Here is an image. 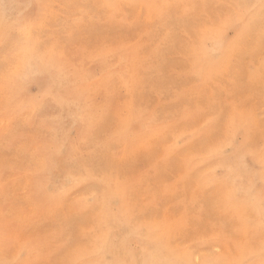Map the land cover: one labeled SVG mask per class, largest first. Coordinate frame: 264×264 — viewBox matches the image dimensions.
Returning a JSON list of instances; mask_svg holds the SVG:
<instances>
[{"label": "rangeland", "instance_id": "374dc122", "mask_svg": "<svg viewBox=\"0 0 264 264\" xmlns=\"http://www.w3.org/2000/svg\"><path fill=\"white\" fill-rule=\"evenodd\" d=\"M248 2L0 0V63L7 44L15 49L14 70L32 77L26 71L32 60L28 42L32 48L43 45L55 60L33 77L27 97L0 88V261L81 264L86 256L94 258L89 254L107 231L130 226L139 232L128 251L100 258H142L156 247L157 224L183 216L198 220L202 206L225 194L203 182L208 170L200 171L203 146L193 133L207 128L227 137L233 120L251 116L252 147L234 164L254 192L241 208L253 222V238L222 256L234 264H261L264 35L258 24L241 30L242 17L234 10L218 26L226 50L217 54V32L188 36L182 26L179 31L173 27L183 17L208 15L213 10L205 4ZM23 23L31 25L30 32ZM186 41L198 48L189 49ZM61 98L70 104L63 105ZM220 99L223 111L212 104ZM74 145L107 177L113 193L107 203L73 207L80 197L65 191V185L80 173L64 167L70 152L63 157L52 153ZM226 223L231 226L230 217Z\"/></svg>", "mask_w": 264, "mask_h": 264}, {"label": "snow or ice", "instance_id": "6c2138e0", "mask_svg": "<svg viewBox=\"0 0 264 264\" xmlns=\"http://www.w3.org/2000/svg\"><path fill=\"white\" fill-rule=\"evenodd\" d=\"M151 8L152 5H146ZM5 9L7 5L3 6ZM79 7V5H71ZM204 8L213 10L206 16L183 17L173 27H183L186 35L192 33L206 34L217 32L214 51L217 54H224L226 42L223 37L222 25L225 19L233 17L234 10H238L242 17L239 28L247 31L259 25L261 34L264 35V0L248 3L229 4H205ZM23 29L30 32L31 25L23 23ZM189 49H196L198 45L186 41ZM28 47L32 51V60L25 73L15 71V49L5 45V52L0 63V88H4L18 97H27L33 77L44 73V66H54L55 60L43 52V45L32 48L30 42ZM37 109L40 108L39 99L34 101ZM212 104L219 111L224 110L223 99L213 100ZM238 109V106H237ZM253 120L251 116L245 118L240 116L233 120L227 137L217 134H210L207 128H201L193 133L203 146V154L198 163L202 165L200 171L207 169L203 182L210 186L224 190V195L218 196L201 208L198 220L189 216H183L173 222L159 223L154 228L157 244L151 250H145L140 259H113L105 261L100 257L107 253H115L122 256L128 251L131 240L137 235L139 229H110L97 241L95 248L81 264H234L233 261L225 259L222 252L225 249L240 250L244 248L253 238V222L246 216L241 208L247 205L254 196L252 188L245 183L239 170L235 167V160L242 153H246L251 147V130ZM264 129V120L261 121ZM260 148L264 151V142ZM70 152V158L64 162L67 169H75L80 173V178L69 179L65 185V191L71 189L74 196L80 197L73 201L74 208L99 205L108 202L109 182L106 176H101L95 167L89 163L83 154L80 146L74 145L71 150L65 146L59 152L52 155L63 157ZM45 163L51 166L49 156H45ZM57 167L60 160L56 161ZM95 177L93 181L92 178ZM84 182V188H77L76 185ZM81 192L86 193L81 196ZM130 215H134L130 210ZM231 218V226L226 223V218ZM75 242L74 237L70 238ZM259 253L262 257L261 264H264V193L259 203ZM0 264L5 262L0 261ZM240 264H248L242 261Z\"/></svg>", "mask_w": 264, "mask_h": 264}, {"label": "bare ground", "instance_id": "6f19581e", "mask_svg": "<svg viewBox=\"0 0 264 264\" xmlns=\"http://www.w3.org/2000/svg\"><path fill=\"white\" fill-rule=\"evenodd\" d=\"M28 55H29V53H28ZM50 83H51V82H50ZM51 84H54V83H51ZM46 91H48V90H46ZM49 92H50V90H49ZM44 94H45V93H44ZM55 99H56V98H55ZM58 101H59V100H58ZM60 102H61L63 105H68V104H70L69 102H65L64 99H62V98L60 99ZM55 103H57V102H55ZM62 104H61V105H62ZM65 107H67V106H65ZM69 107H70V106H69ZM69 110H70V109H69ZM69 110H68V111H69ZM69 115H70V114H69ZM8 118H9V117H8ZM74 125H75V124H74ZM85 125H87V124H85ZM115 125H116V127H117V124H116V123H115ZM114 127H115V126H114ZM120 127H121V126H119V129H120ZM115 129H116V128H115ZM58 130H59V129H58ZM64 130H65V129H64ZM70 130H71V129H70ZM54 132H55V131H54ZM107 133H108V132H107ZM108 134H109V133H108ZM109 135H110V134H109ZM114 135H115V134H114ZM105 136H106V135H105ZM111 136H112V135H111ZM111 136H110V139H111ZM116 138H118V136H117ZM107 139H108V138H107ZM110 139H109V140H110ZM111 140H113V139H111ZM111 140H110V141H111ZM114 140H115V139H114ZM116 140H117V139H116ZM121 140H122V139H121ZM110 141H109V142H110ZM119 141H120V140H119ZM104 142H106V141H104ZM104 142H103V143H104ZM121 142H122V141H121ZM106 143H108V141H107ZM113 143H114V141H113ZM115 144H116V142H115ZM125 144H126V142H125ZM125 144H124V146H125ZM104 145H105V144H104ZM119 145H121V144H119ZM71 146H72V145H71ZM76 146H77V145H76ZM121 146H122V145H121ZM124 146H123V147H124ZM69 147H70V145H69ZM59 148H61V147H59ZM117 148H118V147H117ZM69 150H70V149H69ZM37 152H38V151H37ZM40 152H41V151H40ZM115 152H116V151H114V153H115ZM117 152H118V151H117ZM117 152H116V153H117ZM118 153H119V152H118ZM68 156H69V155H68ZM121 159H122V158H121ZM59 160H60V159H59ZM62 160H63V159H62ZM44 162H45V161H44ZM46 167H47V165H46ZM46 167H45V168H46ZM42 170H43V169H42ZM57 170H58V169H57ZM44 171H46V170H44ZM38 173H39V172H38ZM72 174H73V173H72ZM71 177H72L73 180H76V179L80 178V175H78V174H77V175L74 174V175H71ZM109 181H110V180H109ZM118 182H119V181H118ZM113 183H115V182H113ZM153 185H154V184H153ZM135 192H136V191H135ZM108 195H109V196H112L113 193H112L111 191H108ZM31 198H32V197H31ZM149 201H150V200H149ZM152 202H153V200L151 201V203H152ZM33 204H34V203H33ZM148 204H149V203H148ZM35 205H38V204H35ZM151 205H152V204H151ZM33 206H34V205H33ZM36 207H37V206H36ZM35 209H36V208H35ZM37 209H38V208H37ZM57 211H58V209H57ZM100 211H101V210H100ZM43 215H44V213H43ZM47 215H48V214H47ZM45 217H46V216H45ZM40 220H41V219H40ZM39 229H40V228H39ZM33 236H34V235H33ZM26 245H27V244H26ZM93 245H94V244H93Z\"/></svg>", "mask_w": 264, "mask_h": 264}]
</instances>
